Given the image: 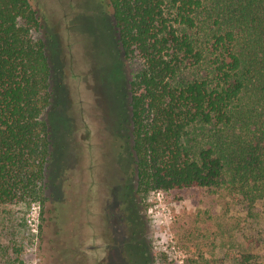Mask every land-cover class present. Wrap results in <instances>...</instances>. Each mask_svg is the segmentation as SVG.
Listing matches in <instances>:
<instances>
[{
    "label": "rangeland",
    "instance_id": "374dc122",
    "mask_svg": "<svg viewBox=\"0 0 264 264\" xmlns=\"http://www.w3.org/2000/svg\"><path fill=\"white\" fill-rule=\"evenodd\" d=\"M31 1L46 24L35 37L53 38L58 63L46 115L54 160L42 205H0V264H264V177L239 161L211 188L136 194L125 125L142 60L125 58L101 0ZM217 2L205 0L198 16L201 46ZM203 49L185 80L212 72Z\"/></svg>",
    "mask_w": 264,
    "mask_h": 264
},
{
    "label": "trees",
    "instance_id": "16d2710c",
    "mask_svg": "<svg viewBox=\"0 0 264 264\" xmlns=\"http://www.w3.org/2000/svg\"><path fill=\"white\" fill-rule=\"evenodd\" d=\"M101 1L125 58L142 60L125 125L135 193L211 188L239 161L264 177V0H218L204 46L194 31L205 0ZM44 21L31 0H0V205L47 200L58 63L53 38L35 37ZM204 47L212 72L185 80L207 58Z\"/></svg>",
    "mask_w": 264,
    "mask_h": 264
}]
</instances>
